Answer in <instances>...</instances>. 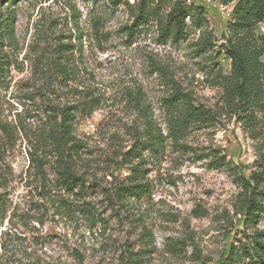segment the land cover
<instances>
[{
  "label": "rangeland",
  "instance_id": "obj_1",
  "mask_svg": "<svg viewBox=\"0 0 264 264\" xmlns=\"http://www.w3.org/2000/svg\"><path fill=\"white\" fill-rule=\"evenodd\" d=\"M138 1L1 0L14 27L0 30V264H248L264 245V208L250 216L243 198L264 171V99L246 112L227 101L240 0H153L157 14L135 29ZM176 1L186 37L164 40ZM173 80L213 118L134 157L141 107L169 133ZM88 95L99 105L77 111L71 166L85 186L72 191L41 140L53 107ZM134 183L142 194L123 191Z\"/></svg>",
  "mask_w": 264,
  "mask_h": 264
},
{
  "label": "trees",
  "instance_id": "obj_2",
  "mask_svg": "<svg viewBox=\"0 0 264 264\" xmlns=\"http://www.w3.org/2000/svg\"><path fill=\"white\" fill-rule=\"evenodd\" d=\"M9 1V0H8ZM1 2V0H0ZM128 2V1H127ZM153 0H140L137 3V12L133 14L132 26L138 29L141 25L148 24L152 17L157 14L153 10ZM115 4H118L116 1ZM188 11L185 10L181 1H176L172 10L159 20L161 36L164 40L173 38L181 40L186 37V18ZM264 23V0H240L234 9V21L232 24L233 38L229 39L230 45L226 53L232 60V74L229 77L227 87V101L235 106L236 112H246L249 108L264 99V34L255 32L259 24ZM14 21L10 16L3 17L0 13V30L13 31ZM133 28V27H132ZM235 40V41H233ZM172 91L163 99V104L169 113L167 124L169 133L166 135L156 123L149 112L148 106L141 107V115L144 118L145 128L142 132L143 139L134 144L130 152L134 157L140 156L141 146L158 150L164 147L166 138L171 137L176 143L181 144L192 122L207 121L213 118L211 112L204 105H196L192 96L184 91L179 82L173 80ZM136 102L139 99L136 97ZM99 105L97 97L86 96L80 105L66 104L53 107L51 111V126L43 134L41 143L44 148L50 150L59 162L58 174L62 185L74 191V187L85 186L84 179L73 171L71 161L79 154L82 147L81 141L75 135V121L77 111L80 108L90 114ZM133 152V153H132ZM34 153L32 152V156ZM224 164H227L223 159ZM264 171L256 172L249 181L243 182L245 189V211L248 215L258 214L264 208V202L259 197L264 194ZM143 183H134L123 186V191L131 190L135 194H142ZM87 210V203H84ZM2 207L0 206V216ZM255 252V253H254ZM253 253L248 252L251 261L248 264H264V245ZM28 264H63L61 262H34ZM219 264H236L224 261Z\"/></svg>",
  "mask_w": 264,
  "mask_h": 264
}]
</instances>
